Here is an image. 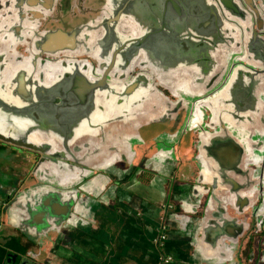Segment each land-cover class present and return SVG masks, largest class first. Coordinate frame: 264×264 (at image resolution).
<instances>
[{"label":"flooded vegetation","instance_id":"flooded-vegetation-1","mask_svg":"<svg viewBox=\"0 0 264 264\" xmlns=\"http://www.w3.org/2000/svg\"><path fill=\"white\" fill-rule=\"evenodd\" d=\"M187 1L189 5L198 2L195 0ZM237 1L239 3L237 10L239 12V30H231L228 27L231 26L229 23L223 29L226 30L228 28L227 32L229 35L236 31L237 35L232 41H220V38L217 35L213 36L212 30H210V20L213 19V15L210 12L213 8L212 0H205L206 9L203 10L197 9L195 6L190 7L179 4L177 7L175 6L176 9L173 11L175 14L171 17L170 24L160 26V24L167 22L163 20L161 22L160 19H156L153 22L152 19L148 20L150 25L142 27L140 30H144L143 32H140L137 37L129 39L135 41L137 38V44L142 45V49L144 47H147V49L144 52L142 51L143 53H139L137 58L134 59V71L128 72V76L131 79L140 74L142 78H139V85L133 89V92L131 91L120 97L121 101L126 100L124 109L120 112L121 115H124V119H113L110 123L105 124L104 127L97 129L94 134L79 130L80 136L72 139V132L74 131L72 127L73 125L78 126L77 122L79 120L85 122L88 116L98 122L103 117L115 116L111 112V107L115 106L117 99H119L116 94L110 95L108 97L110 100L102 98V102L109 101L108 106L110 108V112H105L104 116H102L94 101L93 91L91 89L82 91L84 90L82 89L76 97L77 114L80 112L77 115L79 120H76L77 118L73 120L71 116L69 119L71 127H69L70 125L66 127V134L71 139L66 149L63 146L61 148L57 145L54 147L52 143V148H55L58 152L57 156H53L54 153L42 155L41 152L32 148L0 140V155L6 153L8 156L21 158L23 161L19 159L20 163L27 165L24 174L27 173L28 176L30 175L36 179L42 176L45 181L40 186L44 185L45 189L51 188L49 186L51 183L48 180L52 178L50 174H54L52 171L60 172L56 175V179H58L60 184H63L62 187L67 189H80L91 178L93 180H102L104 177H110L112 182L117 175V177L122 179L118 184L124 185L131 180L132 175L135 173L133 170L143 166L148 167L147 162L150 161L148 156H145L142 152L144 149L140 151L141 154L138 157V151L132 148L133 145L138 144H133L130 140L134 137L141 138L140 136L142 135H139L138 132L140 129H142V134L146 132L148 137H152L151 139L157 138L161 133L160 131H162L165 135L164 138L159 136L156 139L158 141L157 146L170 143L172 137H182V139L188 137L187 139L190 143L188 156L190 160L188 164H193V166L192 170H190V166L188 168L187 165H184L186 168L185 174L187 176L194 175L191 179H188L193 184L195 180L200 181V179L207 184H205V187L199 186L198 191L208 189L209 193H211L218 189L219 181L214 176H205L203 174L204 168L208 172L209 169L218 167L216 169L218 171L222 166L226 165L225 161L221 159L222 156L219 157L217 153L215 155L216 159L214 156L208 155L213 154L212 144L215 133L218 132L217 130L226 128L227 132L234 136L241 127L230 124L228 118L233 119L235 123H239L238 115L243 112L257 114V117L260 118L261 116L262 122H264V105H262L264 102V0ZM217 3L220 5L218 6L219 10L223 11L221 8L222 4L218 0ZM107 4H110V6L108 7ZM0 7V55L4 56L3 59L11 57V55H13V58L27 55V50L33 47L36 35L54 30H72L75 27L88 24V21L97 17L105 18V22L108 21L103 27H100V30H106L108 25H111L110 23H116L119 17H124L126 20L120 22L119 30L127 31L132 29L131 24L128 22L129 19L162 17L160 6L158 7L155 0H0ZM167 7L168 5L164 4L163 8L166 11H168ZM151 9L158 10L152 11ZM60 22H65L62 27L57 26ZM111 30L113 29L111 28ZM210 37L220 42V44H216L218 46L217 49L212 48L214 44ZM123 39L125 38L123 37ZM123 39L113 41L116 44L115 48H119ZM221 44H224V47ZM4 45L7 48H4ZM220 47L222 50H219ZM109 54H113V47H111ZM42 57L49 61L62 60L65 57H71V55L58 54L55 57ZM74 59L87 61L92 66L96 63L92 58L85 55H75ZM109 61H112V59ZM140 63L143 67L137 68L136 65ZM109 79L107 77V81ZM21 84L22 80L19 82V85ZM27 95L28 93H26ZM29 95L31 102H38V99L32 96V93L29 92ZM92 95L94 99H91ZM59 103L60 101L56 104L58 105ZM231 112H235L234 118H232ZM214 115L219 116V118H215ZM74 117L76 116L74 115ZM134 117L137 118L134 121H129L124 127L120 125L121 121L125 119L132 120ZM240 122L246 124L245 121ZM249 123L253 124L252 119ZM157 128L159 131L152 134V131ZM50 131L54 134L64 135V128H56ZM232 132L235 133L232 134ZM200 137L205 140L204 144L207 146L204 149L202 148V150H200L201 146L203 147L200 143ZM214 139L217 141L216 138ZM181 142V140L177 142V146H182ZM145 145L146 142L143 141V144L136 148ZM163 146V151L159 150L158 153L161 154V157L169 159L171 157L169 150H171L172 146ZM79 149L80 153L77 152ZM98 149L107 150L108 154H111L115 149H120L115 160L113 156H111L110 160L108 159L110 161L109 164H106L109 165L106 168L108 171L103 170L101 167L90 168V165L84 164H87L86 161L88 160H97L98 163H102L105 160L108 155H100L96 158L95 153ZM135 158L136 160L138 159L139 165L132 164ZM247 158L249 159V157ZM40 159H42V162H39L37 166L39 169H34L35 164ZM195 160L196 163H199L198 168L200 171L196 169ZM177 161L179 162V160ZM257 163L259 161L255 162V164ZM92 164L94 166L98 165L96 163ZM194 169L195 172L193 171ZM77 171L79 173L85 172L87 178L79 179L81 181L76 186L75 184L67 183L68 180L73 179L69 175H74ZM197 171H202V173L197 175ZM0 175V180H5L3 183H6V176L4 174ZM27 175L20 177V179L28 178L26 177ZM179 178L182 179L181 176ZM114 184L116 185V183ZM115 185L114 187H116ZM1 186L2 191L12 188V185L5 184ZM32 186L36 187V184ZM32 186L25 181L24 189L27 194H24L25 190H21V193L16 195L20 202H15L11 206L8 193H4L3 200L0 202L1 209L6 210L8 208L11 210L12 216L18 219L12 232L4 234L2 230L0 231V264L8 253L15 254L17 262H7V264H20L21 259L36 258L37 252H32L29 249L34 244L30 234L38 235L47 228H56L59 236L55 233L58 238L54 237V241L56 239L60 241L65 236L70 235L67 226L73 220L74 215L69 214L70 212H65L63 208L58 210L54 207H49L46 211H49L50 214L45 216L43 220L39 219L40 210L35 207L38 203L36 197L39 193L33 192V189L28 192V189ZM87 186L88 184H85L84 188H87ZM95 188L91 191L94 193L100 191L99 188ZM115 191L116 189L114 188ZM231 191H225L227 194H225V197L222 195L220 200L230 197L232 202L228 200L225 201V204L235 211L238 207L236 203L241 201L237 200L236 196L233 195L234 190L232 188ZM248 194L246 195L247 198L250 195ZM179 206L180 201L177 207L168 205V209L174 211ZM192 207L189 208L192 209ZM23 231L27 233H23ZM213 233L214 230L212 231ZM246 235L247 241L249 238L252 243L251 246L249 241L244 243L245 248H249L245 261L247 262L249 258L251 261L249 264H263L264 238L262 239L263 244H261V234L259 232L251 230ZM201 237L198 234L195 239L202 242ZM218 242L219 244L227 243L226 245H228V242L223 240ZM207 250L208 248L201 251L204 252L205 256L208 254L212 255L209 258L213 256L217 258L213 261V264L221 261L222 258L217 256L216 250L211 253H208ZM223 251L225 252L224 248ZM249 251H252L250 256H248ZM196 252L199 253L200 250ZM225 257L224 259L228 260ZM238 260L239 257L236 256L238 263L245 264V261L242 263ZM42 264L45 263L42 262ZM221 264H223V261Z\"/></svg>","mask_w":264,"mask_h":264},{"label":"water","instance_id":"water-1","mask_svg":"<svg viewBox=\"0 0 264 264\" xmlns=\"http://www.w3.org/2000/svg\"><path fill=\"white\" fill-rule=\"evenodd\" d=\"M155 1H157L158 7L160 6L159 8L162 13V17H141V19H129L128 22L131 24L132 28L129 31L119 30L120 22L126 20L124 17H119L116 23H110L111 25H108L106 30H100V27H103L108 21L105 22V18L97 17L88 21V24L75 27L67 32L54 30L36 35L33 47L27 50V55L22 57L20 56V58H13V55H11V57L3 59L4 56L0 55V140L10 144H17L23 147L32 148L41 152L42 155L54 153L53 156H57L58 152L55 148H52L51 145L53 143L54 147L57 145L60 148L63 146L64 149H66L69 145L71 139H69L66 134V127H68L71 123V121L69 123L71 116L73 117V120H75L77 115L80 113L79 112L77 114L76 97L82 89H84L82 91H88L90 89L93 91L92 93H94L93 95L95 99L93 95L91 96V99H94L96 102L102 116H104L105 112H110V108L108 106L109 101L102 102V98L110 100L108 97L116 94L117 98H119L117 99L116 104L118 102L119 104H115V106L111 107V112L115 116L109 115L106 118L103 117L102 120L98 122H95L88 116L85 119V122L77 118L76 120H79V122H76L79 125H73L72 130L74 131L72 132V139L79 137L81 134L80 131H86L88 134H94L97 129L104 127L105 124L110 123L113 119H124V115H121L120 112L124 109L126 100L121 101L120 97L124 94L130 93L131 91L133 92V89L139 85V78H142V75L140 74L139 76L131 79L128 76V72L134 71V59L137 58L139 53H143L147 49V47L142 49V45L137 44V38L135 41L129 39L137 37L140 32H143L144 30L140 29L144 26L150 25L148 20L152 19L153 22L156 19H160L161 22H167L160 24V26L170 24V20H172L171 17L175 14L173 12L174 9H176L175 6L177 7L179 4L190 7L195 6L197 9L201 10L206 9L205 0H195L198 2L190 5L187 0ZM212 1L213 8L210 12L213 15V19L210 20V30H212L213 36L217 35L220 38V41H232L237 35L236 31L229 35L227 32L228 28L226 30L223 29H225L224 27L228 25L227 23L231 25L228 26L231 30H237L239 28V12L237 11L239 3L237 0H218L222 4L221 8L223 11H221L219 10L218 6L220 5L217 3V0ZM164 4L168 5V11L163 8ZM107 6L109 7L110 4H107ZM151 10L157 11L158 9ZM111 28L113 30H111ZM123 37L125 39H123ZM210 38L214 44V46L211 47L217 49L218 46H216V44H220V42L212 37ZM121 39H123V42L120 43L119 48H115L116 44L114 42ZM221 45L224 47V44ZM111 47H113L112 55L109 54ZM219 50H222V48L220 47ZM58 54L71 55V57H65L62 60L49 61H46L42 57H55ZM75 55L89 56L96 63L92 66L87 63V61L76 60L74 59ZM111 59L112 61H109ZM136 66L137 68L143 67L141 63ZM107 77L108 79L110 78L109 81H107ZM21 80L22 84L19 85ZM29 92L33 94L32 96H35V98L38 99V102L35 103L30 101ZM26 93H28L27 96ZM58 101H60V103L57 105L56 103H58ZM262 105H264V102ZM234 113L235 112H231L232 118H234ZM224 114L227 115L226 112H224ZM74 115L76 117H74ZM242 116L243 113L238 115L239 122L244 121ZM246 116L247 115H244V119ZM136 118L137 117H134L132 120L125 119L120 122L121 124H119L124 127L129 121H134ZM215 118H219V116H215ZM226 118L228 117L226 116ZM228 121L234 126H237L238 124L231 118H228ZM58 123H60V125H58ZM69 127H71V125ZM56 128H64V135L61 136L50 131ZM217 131L218 132L215 133L214 137L222 144H235V142H237L235 137L227 132L226 128L221 130L219 129ZM200 139L201 144L205 143V140H203L202 137H200ZM205 147L207 146L204 144L203 147L201 146L200 150ZM212 149L213 154H208L209 156L216 155V151L213 146ZM240 149L241 150L238 151L241 153L244 152L246 155L244 159L246 162L255 163L259 161L260 178L258 183H260L259 188L262 189L264 187V137L262 136L261 139L247 137V139L243 141ZM119 150L120 149H115L111 155L108 154L109 152H106L107 150L98 149L95 153L97 156L96 158L100 155H108L105 160H103L102 163H98L97 160H88L86 161L87 164H84L90 165V168L101 167L106 171L107 166H109L106 164H109L111 156H113L114 160L116 159ZM77 152L80 153V149ZM241 153L238 155L235 154L233 157L240 158ZM247 157H249V159ZM234 158L229 162V164L236 166L239 159L234 161ZM39 162H42V159L35 164L36 166L34 169H39V167H37ZM92 163H96L99 166H94ZM236 168L239 169L237 166ZM52 172L55 175L60 173L55 171ZM222 173L223 172H216L214 176L215 179L222 175ZM69 176L73 177V179L68 180L67 183L72 185L73 181H77L74 183L75 186L81 181L79 179L83 180L84 178H87L85 172L79 173V171H77L74 175ZM224 178L225 177H222L221 179ZM48 181L51 183L49 184V186H51L50 189H45L44 185L38 186L37 184L36 187L32 186L28 189V192L33 189V192L39 193L36 197L38 203L35 207L40 210V219L43 220L45 219V216L50 214L49 211H46L49 207H54L58 210L63 208L65 212H70L69 214H73L75 218H79V213L75 209L80 204V198L77 200L75 199L77 190L62 187L63 184H60L59 181ZM94 182L95 179L93 180V178H91L83 184L82 188L85 187V184H94ZM82 188L78 189L81 191L77 192H82ZM87 193L89 194V192ZM242 193H244V190ZM242 193L239 194L240 197L243 195ZM86 196L88 197V195ZM15 202H20L19 199L16 198V195L10 198L9 204L12 206ZM165 205L168 207V204ZM185 207L186 206L183 207V211L186 212L187 207ZM174 211L176 213L175 215L179 217V212L176 210ZM203 218L204 216L202 217V220ZM176 220L178 221L175 217L174 221ZM205 226L206 224L201 228L200 235L203 234V229H205L206 235L208 233L207 230L213 231L207 229ZM205 248L208 247L206 246ZM7 262H17L15 254H6L4 261L1 264H7ZM20 264H42V262L37 261L34 257L32 259H21ZM223 264L240 263L227 262Z\"/></svg>","mask_w":264,"mask_h":264},{"label":"crops","instance_id":"crops-1","mask_svg":"<svg viewBox=\"0 0 264 264\" xmlns=\"http://www.w3.org/2000/svg\"><path fill=\"white\" fill-rule=\"evenodd\" d=\"M244 115H247L245 119ZM242 117L246 124L239 122L237 126L241 127L240 130L236 133L232 132V134L235 133L234 136L237 140L235 144H222L220 141H215V137L213 138L212 146L219 157L222 156L221 159L225 161L228 167L226 165L222 166L218 171L216 170L218 167H213L208 172L204 168L203 174L205 176H215L216 172H223V176L220 175L216 178L220 179L217 180L220 183L218 189L211 193L208 189L198 191L199 186L205 187L207 184L205 183V185L202 181L199 184V180H195L193 184L188 180L194 176L192 174L187 176L184 167V165H187L188 168L190 166V170H192L193 164H188L190 157H187L190 146H177V142L180 140L182 141L181 145L183 142L187 144L188 137L186 139L172 137L170 141L172 148L169 150L171 157L167 159L161 157V154L158 153L159 150L163 151V144L157 146L158 141L152 140L149 136L145 145V147L148 146L147 148H142V146L136 148L139 145L132 146L133 149L138 151V157L141 154L140 151L144 149L142 152L150 159L147 162L149 166L136 168L131 180L126 184L119 185L118 182L122 179L117 175L112 182L109 177H104L102 180L96 179L94 184L90 183L87 188H82V192H77L81 190L76 189L75 199L80 198V204L75 208L79 213V218L72 217L73 220L67 226L69 236H65L60 241L56 239L54 241L57 242L56 246L52 242L51 252H47L50 256L46 254V261H49L50 264H210L207 259L214 258L216 260L217 258L215 256L209 258L208 255L203 254L204 252L201 250L206 249L205 246H207L208 253L216 250L217 256L222 258H220L221 261L215 264H221L222 261L223 263L234 262L236 256L239 257L238 261L243 263L244 261L240 260L242 257L243 259L246 257L242 253L243 233L233 242H228V245H226L227 243H221L222 246L218 241L213 242L209 238L213 235L212 231H208L207 235L203 232L201 235L203 243L195 239L198 234H201L199 226L202 222V218H199L197 213L203 212L205 215L207 212L205 205L215 203L221 205L220 201H223L224 198L220 200V197L222 195L225 197L228 191L232 192V188L234 190L233 195L239 201L244 199L243 197L248 193L250 194H248V199H251L252 203L259 201L255 214L261 213L262 219L258 224L257 232L261 234L260 242L263 244L264 187L260 189L253 186L254 183L259 182V163L249 164L244 160L246 156L244 152L241 153L238 150H241L240 147L248 136L259 139L262 136L264 137V122H262L261 116L258 118L257 114L250 112H243ZM251 119L253 124L249 123ZM240 153V158L233 157L235 154ZM233 158L234 161L239 159L236 165L239 169L229 164ZM137 160L136 158L133 159L132 164ZM198 167L199 163L197 162L196 169L200 171ZM193 171L195 172V169ZM199 171H197V175L202 173V171ZM222 177L225 178L221 179ZM101 185L104 188L100 191L96 193L91 191ZM114 188L116 189L115 192ZM243 190L244 193H242ZM240 193L243 194L241 197ZM209 199L210 201H208ZM179 200L178 212L180 216L178 217L175 215V211L169 210L165 204L168 203L172 207H177ZM184 206L187 207L186 212L183 211ZM191 206H193L192 209L189 208ZM223 206L230 213L234 212L228 205L224 204ZM91 213L97 218L93 220ZM175 217L179 222L174 221ZM17 220L15 222L13 220L9 221L8 227L13 228ZM162 227L164 228L162 229ZM171 228L172 230H170ZM23 233L27 232L23 231ZM162 234L165 236L164 239L159 238ZM182 242L184 243L181 246ZM192 246H195V249ZM197 250H200L199 254L196 252ZM167 255L171 256V260L163 262L162 258ZM224 256L228 260H225ZM40 260L37 259V261L42 262Z\"/></svg>","mask_w":264,"mask_h":264},{"label":"rangeland","instance_id":"rangeland-1","mask_svg":"<svg viewBox=\"0 0 264 264\" xmlns=\"http://www.w3.org/2000/svg\"><path fill=\"white\" fill-rule=\"evenodd\" d=\"M0 10H1V7H0ZM64 23L65 22H60L57 26L62 27L64 25ZM67 31L68 30H65V32H67ZM62 32H64V31H62ZM4 48H7L6 45H4ZM179 67H181V66H179ZM198 67H200V65H198ZM162 91L165 92L164 90H162ZM159 128H164V127H159ZM158 131L159 130L157 128L156 130L152 131V134H155ZM138 132H139V135H142V136H140L141 140L138 139V137H134L130 141L133 144L142 145L143 141H145V142L147 141L148 136H147L146 132H143L145 134H142V129H140V131H138ZM164 135H165L164 132H161L159 134V136L163 137V138H164ZM150 138H152V137H150ZM157 138H153V139L155 141H157L156 140ZM148 141L151 142L150 140H148ZM163 145L171 146L172 144L171 143H166V144H163ZM182 146L183 147L190 146L189 145V140H188L187 144H185V142H183ZM144 147L145 146H142V148H144ZM188 156H189V154L187 155V157ZM19 159L22 160L21 158L8 156V154H6V153L0 155V173L4 174V176H6V179H7L6 183H3L5 180H3V181L0 180V202L3 200L4 193H8L9 194V198H12L13 196L18 195L19 193H21L20 192L21 190L24 191L25 190L24 189L25 188L24 187L25 186V181H26V183H28L31 186L33 184H37L38 186H40L45 181L44 178H42V176L37 177V179H36V178H34V177L30 176V175L28 176L27 173L24 174V170L26 171L27 165L21 164ZM198 159L200 160V158H198ZM140 163H142V162H140ZM133 164H138L139 165V162H133ZM200 164H201V162H200ZM133 171H135V170H133ZM24 175H27L26 177H28V178H26L24 180L20 179V177H24ZM50 175L52 176V178H50V180H56L58 182V179H56V175L55 174H50ZM67 175H68V173H67ZM201 181L202 180L200 179L199 184H200ZM5 184L6 185H12L11 186L12 188H10V189L8 188V190H3L2 191V189H1L2 186L1 185H5ZM72 185H74V181H73ZM259 185H260V183H258V182L253 184V186H256L257 188H259ZM102 188H104L103 185L99 186V190L102 189ZM24 192H25L24 194L26 195L27 194L26 190ZM243 198L244 199H242L240 203H236L238 205V207H237V210H235L233 213H230L229 210L225 206H223L225 204L224 203L225 201L230 200L232 202L230 197L224 199L223 200L224 202L220 201L221 205H217L216 203L212 204V205L211 204L210 205H205V209L207 210L205 215H204L203 212L197 213V216H200L199 218H202L204 216V218L202 220V223H201V225L199 227L202 228L206 224L205 227L207 229L214 230V233H213L214 236L209 237L213 242H216V241H219V240H223L224 242H232L233 240L237 239V237L241 233L246 232V233H244V237H243V241L245 243L247 241V238H246L247 235L246 234H248L251 230H253L254 232H256L258 230V228H259L258 224L261 221L262 217H261V213L255 214V210L257 209V207L259 205V201L255 202V203H252L251 199L249 200L246 197V195ZM174 210L178 211L177 208H175ZM91 218H93V220H94V219L97 218V216H95L93 213H91ZM11 220H13L14 222L16 220L15 217L12 216L11 210H9L8 208L6 210L1 209V211H0V231L2 230V233L5 234V233L12 232V230L14 228L8 227L9 226L8 225L9 221H11ZM226 225H228L229 227H227ZM262 225L264 226V223ZM170 230H172V228ZM207 231H209V230H207ZM203 232H205V229H203ZM55 233L58 234L56 232V228H52V229L51 228L50 229L47 228L44 231H42L41 233H39L38 235L37 234H31V237H33V241L32 242L34 244H33V246H30L29 249L32 252L33 251L37 252L36 255H35L37 257L36 259H41L40 261H42L45 264L49 263V261H46L45 257H46L47 252L51 250L52 242H54V237H56ZM171 233H173V232H171ZM229 233H230V235L228 236ZM35 235H37V236L35 237ZM58 236H59V234H58ZM58 236H57V238H58ZM248 241H249V245L251 246L252 242L250 241L249 238H248ZM183 243L184 242L181 243V246H182ZM56 244H57V242L55 243V246H56ZM179 244H180V242H179ZM244 247H245V245H243L242 253H243L244 256H246L247 251L249 250V248L246 247L244 249ZM192 248L195 249V246H192ZM251 252L252 251L248 252V256H250ZM48 256H50V255H48ZM209 256H212V255L208 254V257ZM240 260L241 261H245V259H243V257ZM207 261H209V263L211 264V263H213L214 259L213 258L212 259H207ZM250 262L251 261L248 258L247 262L245 261V264H249ZM51 264H54V263H51ZM58 264H61V263H58ZM259 264H261V263H259Z\"/></svg>","mask_w":264,"mask_h":264},{"label":"built area","instance_id":"built-area-1","mask_svg":"<svg viewBox=\"0 0 264 264\" xmlns=\"http://www.w3.org/2000/svg\"><path fill=\"white\" fill-rule=\"evenodd\" d=\"M163 228H164V227H162V229H163ZM159 238H160V239H164L165 236L162 234V235L159 236ZM170 260H171V256H170V255H167V256H165V257L162 258V261H163V262H169Z\"/></svg>","mask_w":264,"mask_h":264},{"label":"trees","instance_id":"trees-1","mask_svg":"<svg viewBox=\"0 0 264 264\" xmlns=\"http://www.w3.org/2000/svg\"><path fill=\"white\" fill-rule=\"evenodd\" d=\"M180 201V200H179ZM168 204V203H167ZM16 241H18V240H16Z\"/></svg>","mask_w":264,"mask_h":264}]
</instances>
